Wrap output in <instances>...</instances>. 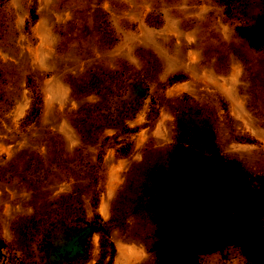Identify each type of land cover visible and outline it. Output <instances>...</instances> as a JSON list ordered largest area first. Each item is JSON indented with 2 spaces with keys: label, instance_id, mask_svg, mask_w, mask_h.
Listing matches in <instances>:
<instances>
[{
  "label": "rangeland",
  "instance_id": "1",
  "mask_svg": "<svg viewBox=\"0 0 264 264\" xmlns=\"http://www.w3.org/2000/svg\"><path fill=\"white\" fill-rule=\"evenodd\" d=\"M259 20L264 0H0V264H157L194 202L180 146L264 195Z\"/></svg>",
  "mask_w": 264,
  "mask_h": 264
},
{
  "label": "trees",
  "instance_id": "2",
  "mask_svg": "<svg viewBox=\"0 0 264 264\" xmlns=\"http://www.w3.org/2000/svg\"><path fill=\"white\" fill-rule=\"evenodd\" d=\"M240 32L254 48H264L263 20ZM178 149L172 159L183 183L178 189L194 202L160 225L157 264H195L198 254L231 245H238L251 264H264L263 192L253 188V180L234 161H212ZM173 183L168 179L163 185Z\"/></svg>",
  "mask_w": 264,
  "mask_h": 264
}]
</instances>
